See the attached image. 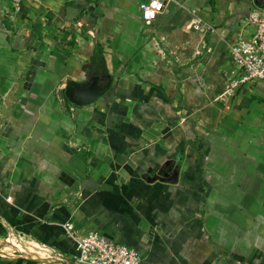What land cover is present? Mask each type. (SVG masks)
Here are the masks:
<instances>
[{"label": "crops", "instance_id": "crops-1", "mask_svg": "<svg viewBox=\"0 0 264 264\" xmlns=\"http://www.w3.org/2000/svg\"><path fill=\"white\" fill-rule=\"evenodd\" d=\"M143 1L0 0V249L31 246L0 264H66V223L139 264H264V84L218 99L261 6L166 0L148 23Z\"/></svg>", "mask_w": 264, "mask_h": 264}, {"label": "built area", "instance_id": "built-area-1", "mask_svg": "<svg viewBox=\"0 0 264 264\" xmlns=\"http://www.w3.org/2000/svg\"><path fill=\"white\" fill-rule=\"evenodd\" d=\"M25 0H13V6L20 10ZM166 0H148L140 3L145 22H152L165 10ZM194 17L192 26L201 34L213 30L212 26L201 17ZM249 35L239 37L231 46V56L235 70L227 76L224 90L218 99L229 102L238 88L254 83L264 84V7H255L245 20ZM12 200V197H8ZM65 228L76 239L77 254L59 256L66 264H139L141 255L125 244L113 241L98 230L85 235L75 232L72 223Z\"/></svg>", "mask_w": 264, "mask_h": 264}, {"label": "water", "instance_id": "water-1", "mask_svg": "<svg viewBox=\"0 0 264 264\" xmlns=\"http://www.w3.org/2000/svg\"><path fill=\"white\" fill-rule=\"evenodd\" d=\"M256 4H258L259 6L263 7V4L260 2V0H254ZM98 78L96 80H94L89 86L88 88V101L89 100H93L94 98H96L102 91V88L98 85L97 82ZM79 85V82L77 81H71L70 84H68L67 86V90H66V94L67 96L70 98V100L77 102V103H82L84 102L83 100H80L76 95H75V89L76 87Z\"/></svg>", "mask_w": 264, "mask_h": 264}, {"label": "rangeland", "instance_id": "rangeland-1", "mask_svg": "<svg viewBox=\"0 0 264 264\" xmlns=\"http://www.w3.org/2000/svg\"><path fill=\"white\" fill-rule=\"evenodd\" d=\"M20 244L27 246L26 248H28V250H31V246L27 245L26 243H21V241H19L17 243H15V242L6 243L5 248L0 249V251L3 252V253H13V250H14L13 248H19L18 246ZM47 251H48L47 253H49V254H51L53 256H56V257L62 256L61 254H59V252H55V251H52L50 249L47 250Z\"/></svg>", "mask_w": 264, "mask_h": 264}, {"label": "trees", "instance_id": "trees-1", "mask_svg": "<svg viewBox=\"0 0 264 264\" xmlns=\"http://www.w3.org/2000/svg\"><path fill=\"white\" fill-rule=\"evenodd\" d=\"M97 49H98V51H100L101 47L98 46ZM96 61H97L98 63H102V62H103L101 56H99V55L97 56Z\"/></svg>", "mask_w": 264, "mask_h": 264}, {"label": "flooded vegetation", "instance_id": "flooded-vegetation-1", "mask_svg": "<svg viewBox=\"0 0 264 264\" xmlns=\"http://www.w3.org/2000/svg\"><path fill=\"white\" fill-rule=\"evenodd\" d=\"M260 2H261L262 4H264V0H260Z\"/></svg>", "mask_w": 264, "mask_h": 264}]
</instances>
